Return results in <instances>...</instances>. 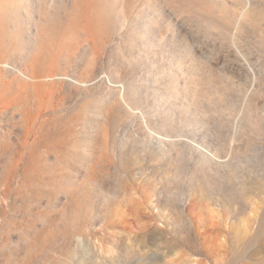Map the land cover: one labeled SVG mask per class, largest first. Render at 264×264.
Listing matches in <instances>:
<instances>
[{
	"label": "rangeland",
	"instance_id": "obj_1",
	"mask_svg": "<svg viewBox=\"0 0 264 264\" xmlns=\"http://www.w3.org/2000/svg\"><path fill=\"white\" fill-rule=\"evenodd\" d=\"M0 264H264V0H0Z\"/></svg>",
	"mask_w": 264,
	"mask_h": 264
}]
</instances>
